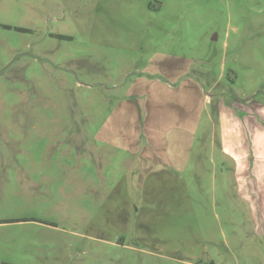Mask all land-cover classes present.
Returning a JSON list of instances; mask_svg holds the SVG:
<instances>
[{
    "label": "rangeland",
    "instance_id": "rangeland-1",
    "mask_svg": "<svg viewBox=\"0 0 264 264\" xmlns=\"http://www.w3.org/2000/svg\"><path fill=\"white\" fill-rule=\"evenodd\" d=\"M251 96L264 0H0V264H264L217 124Z\"/></svg>",
    "mask_w": 264,
    "mask_h": 264
},
{
    "label": "crops",
    "instance_id": "crops-1",
    "mask_svg": "<svg viewBox=\"0 0 264 264\" xmlns=\"http://www.w3.org/2000/svg\"><path fill=\"white\" fill-rule=\"evenodd\" d=\"M238 102L218 107L221 153L239 196L264 214V104L253 96Z\"/></svg>",
    "mask_w": 264,
    "mask_h": 264
},
{
    "label": "trees",
    "instance_id": "trees-1",
    "mask_svg": "<svg viewBox=\"0 0 264 264\" xmlns=\"http://www.w3.org/2000/svg\"><path fill=\"white\" fill-rule=\"evenodd\" d=\"M61 39H65V38L63 37V38H61Z\"/></svg>",
    "mask_w": 264,
    "mask_h": 264
}]
</instances>
